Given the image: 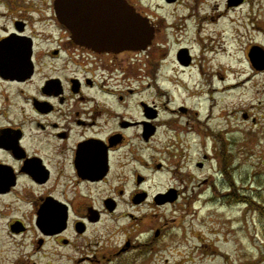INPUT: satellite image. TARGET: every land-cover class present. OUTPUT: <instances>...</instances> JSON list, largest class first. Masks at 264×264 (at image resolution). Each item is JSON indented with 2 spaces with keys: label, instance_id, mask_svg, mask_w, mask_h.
Masks as SVG:
<instances>
[{
  "label": "flooded vegetation",
  "instance_id": "flooded-vegetation-1",
  "mask_svg": "<svg viewBox=\"0 0 264 264\" xmlns=\"http://www.w3.org/2000/svg\"><path fill=\"white\" fill-rule=\"evenodd\" d=\"M126 1L154 29L144 50L106 51L77 43L69 23L59 21L55 0H50L53 29L47 37L29 30L21 16L0 35V41L15 40L13 52L0 58V217L8 218L0 246L3 237L15 242L31 233L34 257H40H6L9 261L0 264L42 259L54 264L58 258V264H117L134 253L139 258L156 252L178 224L179 216L163 210L175 214L176 203L190 204L214 186L206 176L191 185V195L185 191L191 184L186 179H193L190 147L199 146L200 161L193 168L202 170L210 159L208 140L220 138L207 121L212 105H205L206 114L201 105L187 102L197 97L196 84L192 90L186 77L176 78L191 69L195 55L187 45L167 55L163 49L171 38H163L164 19ZM5 3L15 15L17 0ZM225 5L236 7L229 0ZM42 39L50 43L44 54L37 48ZM248 54L253 75H263ZM179 88L187 96L175 102ZM189 133L195 137L187 147L182 136ZM161 174L175 184L153 191ZM102 222L120 225L121 243H111L108 230L101 235Z\"/></svg>",
  "mask_w": 264,
  "mask_h": 264
},
{
  "label": "rangeland",
  "instance_id": "rangeland-1",
  "mask_svg": "<svg viewBox=\"0 0 264 264\" xmlns=\"http://www.w3.org/2000/svg\"><path fill=\"white\" fill-rule=\"evenodd\" d=\"M133 2L153 17L164 19L167 27L163 38H171L165 44L169 47L163 49L167 55H173L177 46L190 47L194 65L185 73H176V78L186 77L192 90L196 84L197 97L189 96L187 102L201 105L206 114L210 109L205 105H212L207 121L213 135L220 138L208 140V148L213 147L212 153L209 149L206 152L210 159L202 170H194L193 163L201 157L199 146L190 147L193 134L182 136L191 149L189 173L194 179H186L191 183L185 188L186 195H191V185L201 183L206 176L214 183L212 190L207 189L190 204L179 201L175 214L164 209L168 217L179 216L164 245L156 252H143L139 258L135 253L124 257L117 264H264V74L253 75L245 55L253 44L264 49V0H245L229 10L225 0H178L170 5L162 0ZM50 3L17 0L15 15L10 16L9 6L0 0V35L11 27L13 17L21 16L29 21V30L47 37L53 29ZM49 46L42 39L37 48L44 54ZM220 49L224 53L219 55ZM205 93L213 100L206 99ZM175 96V102H180L187 91L179 88ZM219 165L224 167L222 173ZM154 182L153 191L174 183L164 174L156 176ZM230 182L237 191L233 192ZM193 192L197 194V190ZM0 218L1 232L8 218ZM119 223L125 225L127 221ZM119 227L102 222L98 230L104 237L108 230L114 235L110 242L119 244ZM30 235L26 233L15 242L3 237L0 262H8L6 257L10 261L40 260L34 257ZM45 262L42 259L40 264ZM58 263L59 258L54 264Z\"/></svg>",
  "mask_w": 264,
  "mask_h": 264
},
{
  "label": "water",
  "instance_id": "water-1",
  "mask_svg": "<svg viewBox=\"0 0 264 264\" xmlns=\"http://www.w3.org/2000/svg\"><path fill=\"white\" fill-rule=\"evenodd\" d=\"M240 3L242 0H229V6ZM55 10L61 23H69L74 40L94 49L140 51L154 36L149 18L126 0H55ZM13 43V38L0 41V58L2 53L13 52ZM248 57L256 70H264L263 47L253 45Z\"/></svg>",
  "mask_w": 264,
  "mask_h": 264
},
{
  "label": "trees",
  "instance_id": "trees-1",
  "mask_svg": "<svg viewBox=\"0 0 264 264\" xmlns=\"http://www.w3.org/2000/svg\"><path fill=\"white\" fill-rule=\"evenodd\" d=\"M231 183V182H230ZM231 186H232V183H231ZM231 189H233V192H235V191H237L236 190V187L233 185L232 187H231ZM237 193V192H236ZM241 197V196H240ZM252 199V198H251ZM248 201V200H247ZM252 203L254 204V203H257L256 201H254L253 199H252Z\"/></svg>",
  "mask_w": 264,
  "mask_h": 264
},
{
  "label": "bare ground",
  "instance_id": "bare-ground-1",
  "mask_svg": "<svg viewBox=\"0 0 264 264\" xmlns=\"http://www.w3.org/2000/svg\"><path fill=\"white\" fill-rule=\"evenodd\" d=\"M210 52H214V49L211 48ZM221 53H224V49L223 50L222 49L219 50L218 54L220 55ZM215 91H217V90H215Z\"/></svg>",
  "mask_w": 264,
  "mask_h": 264
}]
</instances>
